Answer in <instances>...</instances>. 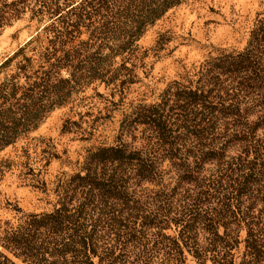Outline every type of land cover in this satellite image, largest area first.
I'll list each match as a JSON object with an SVG mask.
<instances>
[{"label": "trees", "instance_id": "16d2710c", "mask_svg": "<svg viewBox=\"0 0 264 264\" xmlns=\"http://www.w3.org/2000/svg\"><path fill=\"white\" fill-rule=\"evenodd\" d=\"M185 1L0 0V36L42 24L0 62V153L93 85L126 107L113 144L37 180L51 208L0 224V264H264V18L242 51L125 101L147 75L139 41Z\"/></svg>", "mask_w": 264, "mask_h": 264}, {"label": "rangeland", "instance_id": "374dc122", "mask_svg": "<svg viewBox=\"0 0 264 264\" xmlns=\"http://www.w3.org/2000/svg\"><path fill=\"white\" fill-rule=\"evenodd\" d=\"M261 18L264 0H186L139 41L142 51L148 52L147 75L139 70L142 82L131 87L127 105L156 102L169 83L220 51H242ZM41 25L27 13L6 28L0 36V62L35 37ZM96 88L83 94L86 99L80 105L57 109L27 139L0 153V224L16 223L21 216L18 208L24 213L51 208L55 197L37 189V180L52 188L63 173L80 169L87 150L115 142L126 107L115 109L106 100L112 99L110 90ZM118 100L117 96L114 101Z\"/></svg>", "mask_w": 264, "mask_h": 264}]
</instances>
